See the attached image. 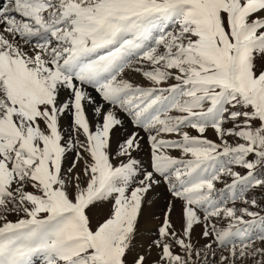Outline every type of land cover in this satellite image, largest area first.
Returning a JSON list of instances; mask_svg holds the SVG:
<instances>
[{"label": "snow or ice", "instance_id": "1", "mask_svg": "<svg viewBox=\"0 0 264 264\" xmlns=\"http://www.w3.org/2000/svg\"><path fill=\"white\" fill-rule=\"evenodd\" d=\"M37 259L264 264V0H0V264Z\"/></svg>", "mask_w": 264, "mask_h": 264}, {"label": "rangeland", "instance_id": "2", "mask_svg": "<svg viewBox=\"0 0 264 264\" xmlns=\"http://www.w3.org/2000/svg\"><path fill=\"white\" fill-rule=\"evenodd\" d=\"M129 77L135 80L136 82H142V77L139 74L129 73ZM129 129L131 131V127H129ZM141 134L143 135V133ZM193 134H196V133L193 132ZM206 135L209 139H212V140L217 139L212 130H208ZM146 152H147V149L145 147V149L137 155V158L142 160L145 166H147V163H148ZM173 154H176V153H173ZM233 167H234V170L241 172V174L245 172V170L242 168H239L237 166H233ZM224 182H230V177H224ZM224 182L217 183L216 187L218 189L222 188L224 186ZM171 200H172V197L170 196V194L167 193L166 188H165V189H162L160 193H158L156 196L153 197V201H154L153 206L145 207L141 227L144 230L143 234L146 238L155 237L156 228L160 224L161 220L163 219V213L166 209L168 202ZM236 205L237 207L241 206V201L237 200ZM253 210L262 211L261 209H253ZM178 212H179V205H177L176 211L173 213V216H172L173 222L176 223L177 227H179V222L177 219ZM17 218L18 217H16L15 215L8 216L9 220H15ZM197 231H199V229H197ZM201 242L203 243V241ZM154 257H155V253H153V258ZM34 264H39L38 259L34 260Z\"/></svg>", "mask_w": 264, "mask_h": 264}, {"label": "bare ground", "instance_id": "3", "mask_svg": "<svg viewBox=\"0 0 264 264\" xmlns=\"http://www.w3.org/2000/svg\"><path fill=\"white\" fill-rule=\"evenodd\" d=\"M133 74V73H132ZM133 76V75H132ZM129 131H130V129H129Z\"/></svg>", "mask_w": 264, "mask_h": 264}]
</instances>
